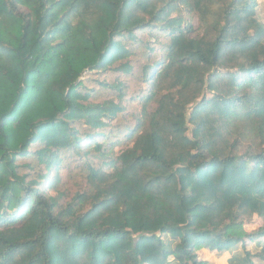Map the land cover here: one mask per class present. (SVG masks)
I'll return each mask as SVG.
<instances>
[{"label":"trees","instance_id":"trees-1","mask_svg":"<svg viewBox=\"0 0 264 264\" xmlns=\"http://www.w3.org/2000/svg\"><path fill=\"white\" fill-rule=\"evenodd\" d=\"M257 5L0 0V264L264 263Z\"/></svg>","mask_w":264,"mask_h":264},{"label":"crops","instance_id":"crops-1","mask_svg":"<svg viewBox=\"0 0 264 264\" xmlns=\"http://www.w3.org/2000/svg\"><path fill=\"white\" fill-rule=\"evenodd\" d=\"M262 222L256 223L255 226L244 228L246 232H252L257 230L261 226ZM245 247L247 250L255 251V246L251 242H246ZM243 252L242 246H237L231 250L218 252L217 250L201 249L197 252L198 259L207 261L210 264H232L233 260L241 255ZM264 264V263H261Z\"/></svg>","mask_w":264,"mask_h":264},{"label":"rangeland","instance_id":"rangeland-1","mask_svg":"<svg viewBox=\"0 0 264 264\" xmlns=\"http://www.w3.org/2000/svg\"><path fill=\"white\" fill-rule=\"evenodd\" d=\"M257 1V3H258V5H257V14H258V17H259V19H260V21H261V23L263 24V26H264V0H256ZM145 39H148V41L149 40H151V39H149V38H145ZM76 183H80V179L78 178V177H73V179H71L70 180V182H69V186H71V187H73ZM72 189H74V188H72ZM259 220L260 219H258V218H256V217H253V220H252V222L250 223V224H245L244 225V228H248V227H250V226H255L256 225V223L257 222H259ZM261 221V220H260ZM262 225V224H261Z\"/></svg>","mask_w":264,"mask_h":264}]
</instances>
